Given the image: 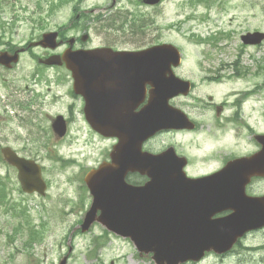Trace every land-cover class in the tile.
Masks as SVG:
<instances>
[{
    "label": "rangeland",
    "instance_id": "374dc122",
    "mask_svg": "<svg viewBox=\"0 0 264 264\" xmlns=\"http://www.w3.org/2000/svg\"><path fill=\"white\" fill-rule=\"evenodd\" d=\"M204 1L196 0L191 5L190 0H164L151 7L141 0H0V49L23 46L57 30H63L67 37H79L81 46L141 49L172 43L182 53L175 73L194 85L188 95L171 100L172 105L190 117L211 119L215 112L203 107L205 103H233L235 93L252 91L242 106L241 119H247L246 124L254 125L255 131L264 132V39L260 40L262 44L255 41L246 43L245 48L240 45V36H245L244 41L251 40L252 32L264 31V0H208L210 7ZM57 2L59 6L53 5L51 10V3ZM93 7L98 9L92 11ZM139 25L143 28L137 30ZM21 57L14 69L0 71L10 93L7 96L0 87V98L8 103L0 109V145H11L42 165L47 188L44 195L24 193L16 170L0 160V177L6 175L8 179L7 204H0V264H57L68 243L72 250L67 264H155L150 255L139 256L128 239L103 233L101 224L83 233L74 230L89 200L83 177L105 158L111 141L89 133L83 119H73L67 135L55 139L51 119L45 117L66 106L68 83L55 80L58 76L52 72L35 71V62L27 53ZM236 58L241 68L248 69L244 77L235 76L230 66ZM236 109L230 102L220 116H229ZM245 133L240 127L237 136L231 126L226 133L211 135L162 134L145 148L159 151L177 144L181 151L195 157L187 171L198 175L219 169L223 165L219 156L255 152L257 148ZM210 153L216 155L215 160L201 159ZM249 191L252 195L264 194V179L251 184ZM23 210L24 216L19 214ZM26 218L40 235V240L30 245L26 244ZM102 235L100 244L96 237ZM243 244L251 248H236L225 255L210 253L195 264H264V246L257 249L264 244V229Z\"/></svg>",
    "mask_w": 264,
    "mask_h": 264
},
{
    "label": "water",
    "instance_id": "95a60500",
    "mask_svg": "<svg viewBox=\"0 0 264 264\" xmlns=\"http://www.w3.org/2000/svg\"><path fill=\"white\" fill-rule=\"evenodd\" d=\"M146 1L157 2V0ZM251 36L253 41H258L264 37V34L254 33ZM55 38L56 33H44L42 39L34 44L54 47L58 44ZM245 42L252 41L249 39ZM85 51L113 52L109 48ZM122 52L136 54L130 59L138 62V73L135 72V75L142 77L139 86L145 83L152 85L151 103L139 112V119H122L117 122L115 119H105L101 125L93 123V127L97 130L105 132V128L106 131L109 130L107 134L117 135L120 140L111 153V163H103L97 169L90 170L85 176V182L94 194V202L84 217L83 230H87L95 220L96 208L101 206L107 195L109 199L104 204L115 206L109 210L111 213L108 212L104 218L98 220L106 224L110 230L129 236L141 252L142 250L147 252L145 247L151 244L152 258L156 264H179L186 259L198 260L209 246L215 247L217 252H223L237 234L238 229L234 230L232 227L238 226L240 222L249 227L255 221L264 223V196L249 197L245 194V185L250 178L254 175H264V135L258 137L262 148L251 157L236 159L215 175L187 181L182 174V161L172 149L156 155L142 152V139L138 138L141 134H147L161 127L182 126L180 112L170 108L167 103L168 98L177 94V91L186 92L188 88V81L182 82L172 73H169L170 76L166 75V72H170V64L178 63L179 51L171 44H162L137 52ZM64 57L67 59L66 53ZM10 61H17L16 53L11 56L7 53L0 54V62L8 64ZM149 109L155 112V119H148ZM182 117L185 119V116ZM53 126L60 135L64 133L65 129L60 119H56ZM109 126H112V129H108ZM3 153L5 158L18 168V177L25 191L32 192L36 189L40 193L44 192L45 183L37 163L17 156L10 148H4ZM129 170H139L142 174L151 177L152 182L143 187L126 184L125 175ZM153 181L161 184L156 186ZM214 181L218 182L217 185L202 198V203L215 206L218 211L232 207L236 213L219 220L218 226L217 223L210 224L205 218L202 220V226L197 225L195 229L190 226L192 222L185 226L184 221L187 219L190 221V217L182 213V189L187 186L202 187L203 185L211 188V183ZM152 188L155 189L154 193ZM139 193L144 196L146 207L148 204H153L154 215L146 220L134 217L133 215L137 214L131 208L128 213L132 216H127V213L120 215L118 213L120 209L116 205L127 203L132 207L131 199ZM198 200L197 198V202ZM187 201L196 202L195 198ZM164 204L167 209L162 208ZM137 219L140 221L135 222ZM148 223L154 227L148 235L145 229H137L139 225L147 226ZM195 233L196 239H189L192 234L195 237ZM60 264H65V258Z\"/></svg>",
    "mask_w": 264,
    "mask_h": 264
},
{
    "label": "flooded vegetation",
    "instance_id": "af4514ba",
    "mask_svg": "<svg viewBox=\"0 0 264 264\" xmlns=\"http://www.w3.org/2000/svg\"><path fill=\"white\" fill-rule=\"evenodd\" d=\"M142 1V0H141ZM106 8V7H105ZM98 7H94L92 11H95ZM58 37L63 42L57 46L56 48H44L42 46H34V47H26V44L23 46H4L5 49H0L1 51H6L9 54H13L16 51L21 52L20 50L24 49L20 53V57L22 54L27 53L28 56L35 62V71H43V72H52L53 75L58 76L55 80L66 81L68 83L67 89L65 91L64 96L68 98V103L60 112H57L55 115H62L64 119H67L71 123L73 119H136V113L139 111L140 107L147 102L149 98L148 91H144V93L140 94L136 90H129V87H125L122 84H117L118 82H122V79H118L117 77H113L110 75H96L93 74V71L98 69L97 65L102 64H111V71L114 69V65H121L122 62L115 61H108V60H99L96 58H102L103 56H111L112 53L107 52H70V58L67 63L64 62L62 55L64 54L65 49L68 47L66 40L68 39L67 36H64L63 30H57ZM39 39V38H37ZM80 38L75 37L74 43L72 45V49H79V48H90L86 45H79ZM97 46V45H96ZM95 46V47H96ZM38 50V51H36ZM58 56L56 60V64H45L44 61L47 60L49 57ZM91 58L87 59V62H81L78 59L81 57ZM17 64V63H16ZM16 64H12L16 65ZM5 67L4 65L0 64V71H10L15 67ZM76 72H87L86 76L76 78ZM0 81L5 82V79L2 77L0 73ZM102 81V84H88L84 94H80L75 92L74 84L76 81H86L87 83L95 82V81ZM0 83V87L7 89L6 85ZM26 87H28L26 85ZM90 89H94L90 91ZM124 90V91H123ZM16 91V89H15ZM234 96H238L236 102L241 99L240 95L236 93ZM178 97V96H177ZM175 97V98H177ZM211 98V97H210ZM209 98V99H210ZM212 100V99H210ZM230 101H223L219 103L221 105L222 112L225 110L227 104ZM217 105L215 102H207L203 105L206 109L214 110L215 115L211 117V119H206L209 117H190L189 119L192 122V129H182V130H169V131H162L155 134L153 137L148 139L144 144L150 142L152 139L157 138L162 134H175L178 133L181 136L186 134H201L204 133L205 135H211L216 132H223L226 133L230 129V125L234 127V124L238 127H243L245 129V135L249 138V142L255 145V148L258 149L259 144L254 138L253 134L250 133V128L248 125H245V121L243 119H230L232 115H225L222 117L216 114ZM182 110V108H180ZM41 117H33V119H40ZM50 119H52L49 116ZM252 131L255 132L254 129ZM237 136H240L239 131L236 132ZM112 141H114L112 139ZM116 141V140H115ZM112 147V144H111ZM1 148V147H0ZM246 155H250L245 153ZM107 155V153L105 154ZM182 156H185L187 159V166L193 164L195 157L189 154L182 152ZM231 155L229 157L219 156L222 159L223 165L225 162L233 157ZM108 157V156H107ZM202 160L208 161L211 159H216L215 154H206L202 156ZM222 165V166H223ZM221 166V167H222ZM218 170V169H217ZM6 177V176H5ZM254 181H258L260 179H253ZM147 180L142 179H135L131 182L135 185H143ZM91 204V197L89 196V200L87 201L84 210L89 208ZM227 212L223 213H215L211 216V219L218 218L220 216L225 215ZM99 214L100 211H97ZM262 228H257L248 232H245L243 236L237 241L236 245L232 249V252L236 248H241L242 250H246L249 246L243 244L250 235L263 230Z\"/></svg>",
    "mask_w": 264,
    "mask_h": 264
},
{
    "label": "trees",
    "instance_id": "16d2710c",
    "mask_svg": "<svg viewBox=\"0 0 264 264\" xmlns=\"http://www.w3.org/2000/svg\"><path fill=\"white\" fill-rule=\"evenodd\" d=\"M139 28H143V26L142 25H139L138 28H137V30H140Z\"/></svg>",
    "mask_w": 264,
    "mask_h": 264
}]
</instances>
